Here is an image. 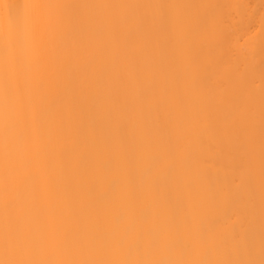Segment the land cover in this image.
I'll return each instance as SVG.
<instances>
[{"label":"snow or ice","instance_id":"6c2138e0","mask_svg":"<svg viewBox=\"0 0 264 264\" xmlns=\"http://www.w3.org/2000/svg\"><path fill=\"white\" fill-rule=\"evenodd\" d=\"M205 7L192 4H83L65 0H0V264H264V62L260 69V163L259 186L261 234L258 249L249 237L241 247L224 234L235 225L202 230L184 218L186 208L195 210L209 197L226 201L228 193L216 191L209 182L204 162L189 150L190 130L184 123V94L180 84H160L152 91L137 89L132 124L139 137L130 138L129 121L112 122L104 154L94 159L74 144L61 143L78 135L79 125L63 111L44 126L42 109L58 91L57 74L83 62L90 86H100L105 57L111 58L122 92L108 99L128 104L127 89L149 77L138 53L151 49L165 54L169 67L180 60L194 65L201 76L209 64L193 54L197 44L194 26L202 33L218 21L207 15L193 17L173 9ZM154 8L155 15H124L113 10ZM102 9L103 14L86 10ZM223 35V33H221ZM243 55V53H242ZM255 73L247 65H228L215 86L224 90L237 85L219 104H231L229 130L234 132L238 164L249 170L250 196L254 195ZM83 85L80 92L83 93ZM170 102L177 119L161 118L164 132L154 137L144 116L145 104ZM215 120V106L208 122ZM113 144L118 151L113 155ZM21 149L19 158L16 146ZM143 164L142 183L137 170ZM80 182L74 183L76 172ZM64 178L63 192L56 175ZM31 187L24 199V188ZM148 201L152 206H148ZM222 248L215 255V247ZM179 249L175 257L165 255Z\"/></svg>","mask_w":264,"mask_h":264},{"label":"bare ground","instance_id":"6f19581e","mask_svg":"<svg viewBox=\"0 0 264 264\" xmlns=\"http://www.w3.org/2000/svg\"><path fill=\"white\" fill-rule=\"evenodd\" d=\"M24 2V0H12ZM83 4H192L205 7L191 9H173L199 17L207 15L218 21L214 28L202 33L198 26H194L193 35L197 41L193 54L209 64L208 72L201 76L196 67L187 60H180L175 67H169L165 54L145 49L138 53L149 77L140 83H132L127 89L128 104L124 106L108 99V94L122 92L120 81L115 78L110 57L104 59V70L100 86H90V74L85 70L83 62L74 65L68 72L57 74L58 91L54 93L48 104L44 106V126L55 118L57 111H63L66 118L77 123L80 128L78 135L67 136L61 143L74 144L77 151H87L94 159L104 154L106 140L111 136L112 122L117 119L129 121L127 129L130 138L139 137V132L132 124V113L137 104V89L150 92L160 84L166 83L175 88L179 83L183 94L184 123L178 131L190 130L189 150L196 159L204 162L209 182L213 189L229 194L226 201L211 197L204 203L197 205L195 210L186 208L182 211L180 223L195 224L202 230L220 227L225 221L235 225L236 239L231 231L224 234L229 243L243 246L249 237L254 238L257 247V258L261 234V203L259 186L260 163V69L264 62V0H65ZM88 14L101 15L105 10L89 9ZM116 14L124 15H155L154 8L119 9ZM223 33V35H221ZM243 53V55H242ZM228 65H247L255 73L254 107L252 118L255 123L256 144L254 150L255 192L250 196L249 170L238 164L239 153L234 132L229 130L232 114L235 109L231 104H219L221 95L230 96L237 81L233 78L224 90L216 88L215 83ZM83 85L84 91L80 92ZM0 100V110H2ZM215 106V120L208 122V113ZM144 116L156 138L164 135L159 126L161 118L169 117L174 123L177 119L176 106L170 102L159 104H145ZM113 144V155L118 151ZM17 157L21 149L16 146ZM2 134H0V179L3 176L2 167ZM141 164L137 170L138 183H142L143 168ZM63 192L64 178L59 174L55 177ZM81 174L77 171L73 177L74 183H79ZM31 187L24 188V199L30 198ZM148 206L152 202L148 201ZM0 224H2V210H0ZM222 248L215 247V255H219ZM179 254V249L168 250L165 255Z\"/></svg>","mask_w":264,"mask_h":264}]
</instances>
